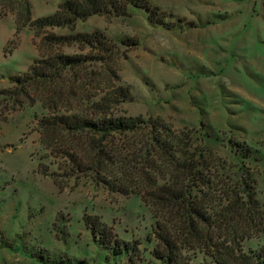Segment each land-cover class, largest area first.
<instances>
[{
    "label": "rangeland",
    "instance_id": "374dc122",
    "mask_svg": "<svg viewBox=\"0 0 264 264\" xmlns=\"http://www.w3.org/2000/svg\"><path fill=\"white\" fill-rule=\"evenodd\" d=\"M24 1L35 19L65 0H0V264H164L153 255L156 219L138 195L110 191L84 177L58 188L43 173L57 164L37 131V118L47 111L39 102L19 105L3 90L36 58L88 57L97 51L80 43L41 47V32L28 24L16 29ZM148 2L152 15L130 6L122 16L93 14L77 19L72 30L48 31L102 33L113 47L111 82L128 91L115 114L158 118L225 160L226 175L239 172L258 211L255 219L248 215L241 221L238 242L245 252L259 249L264 246V0ZM88 60L82 68L93 94L107 79L102 65ZM182 253L187 264H216L201 249Z\"/></svg>",
    "mask_w": 264,
    "mask_h": 264
},
{
    "label": "trees",
    "instance_id": "16d2710c",
    "mask_svg": "<svg viewBox=\"0 0 264 264\" xmlns=\"http://www.w3.org/2000/svg\"><path fill=\"white\" fill-rule=\"evenodd\" d=\"M23 4L16 29L28 24L41 32L40 45L48 49L62 43L94 48L96 54L88 57L102 65L107 79L106 86L89 94L92 83L82 68L88 57L62 53L36 58L10 78L12 88L3 90L10 98L19 105L39 102L47 111L37 118V131L57 164L43 173L58 188L84 177L110 191L138 195L156 219L153 255L164 264H187L184 248L204 250L216 264H264V246L245 252L238 242L241 221L248 215L255 219L258 211L239 172L226 175L225 160L194 144L192 134H177L158 118L115 114L128 91L111 82L113 47L102 33L48 31L72 30L77 19L93 14L122 16L130 6L152 15L148 0H65L53 13L35 19L28 2Z\"/></svg>",
    "mask_w": 264,
    "mask_h": 264
}]
</instances>
